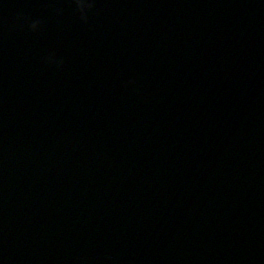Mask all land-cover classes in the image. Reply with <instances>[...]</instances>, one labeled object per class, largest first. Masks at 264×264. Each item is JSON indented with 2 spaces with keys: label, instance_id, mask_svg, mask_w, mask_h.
<instances>
[{
  "label": "water",
  "instance_id": "95a60500",
  "mask_svg": "<svg viewBox=\"0 0 264 264\" xmlns=\"http://www.w3.org/2000/svg\"><path fill=\"white\" fill-rule=\"evenodd\" d=\"M85 3L0 0V264H264V0Z\"/></svg>",
  "mask_w": 264,
  "mask_h": 264
},
{
  "label": "clouds",
  "instance_id": "9594fccd",
  "mask_svg": "<svg viewBox=\"0 0 264 264\" xmlns=\"http://www.w3.org/2000/svg\"><path fill=\"white\" fill-rule=\"evenodd\" d=\"M77 7L81 9V11L83 12L85 9L90 8L91 5L85 3V0H77ZM38 26V22H33L30 27L35 30Z\"/></svg>",
  "mask_w": 264,
  "mask_h": 264
}]
</instances>
